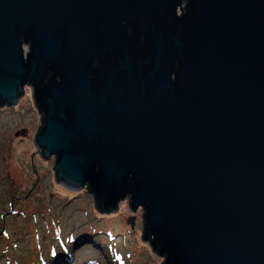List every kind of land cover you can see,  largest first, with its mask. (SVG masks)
<instances>
[{
    "label": "water",
    "instance_id": "95a60500",
    "mask_svg": "<svg viewBox=\"0 0 264 264\" xmlns=\"http://www.w3.org/2000/svg\"><path fill=\"white\" fill-rule=\"evenodd\" d=\"M27 86L32 159L162 264H264V0H0V108Z\"/></svg>",
    "mask_w": 264,
    "mask_h": 264
},
{
    "label": "rangeland",
    "instance_id": "374dc122",
    "mask_svg": "<svg viewBox=\"0 0 264 264\" xmlns=\"http://www.w3.org/2000/svg\"><path fill=\"white\" fill-rule=\"evenodd\" d=\"M40 125L28 86L0 108V264H162L142 239L143 209L132 213L125 199L102 214L87 189L56 182L53 156L32 159Z\"/></svg>",
    "mask_w": 264,
    "mask_h": 264
}]
</instances>
